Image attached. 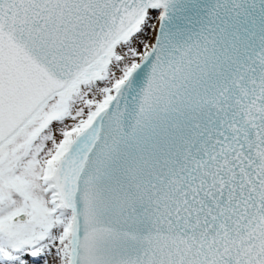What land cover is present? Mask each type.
<instances>
[{"label":"snow or ice","instance_id":"6c2138e0","mask_svg":"<svg viewBox=\"0 0 264 264\" xmlns=\"http://www.w3.org/2000/svg\"><path fill=\"white\" fill-rule=\"evenodd\" d=\"M0 264H264V0H0Z\"/></svg>","mask_w":264,"mask_h":264}]
</instances>
